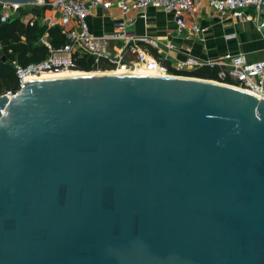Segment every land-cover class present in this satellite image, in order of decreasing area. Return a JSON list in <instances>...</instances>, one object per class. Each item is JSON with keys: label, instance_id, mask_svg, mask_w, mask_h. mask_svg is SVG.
<instances>
[{"label": "water", "instance_id": "water-1", "mask_svg": "<svg viewBox=\"0 0 264 264\" xmlns=\"http://www.w3.org/2000/svg\"><path fill=\"white\" fill-rule=\"evenodd\" d=\"M192 77L0 94V264H264V98Z\"/></svg>", "mask_w": 264, "mask_h": 264}, {"label": "built area", "instance_id": "built-area-1", "mask_svg": "<svg viewBox=\"0 0 264 264\" xmlns=\"http://www.w3.org/2000/svg\"><path fill=\"white\" fill-rule=\"evenodd\" d=\"M201 1H206L222 21L237 24L259 18L256 27L262 31L264 0H36L29 3L0 1V21H7L16 16L30 23L34 19H39L46 28L58 27L65 37V42L55 47L45 31L39 38L47 48V54L43 59L30 61L27 64L12 61L18 80V89L15 92L22 87L27 75L70 68L74 58L82 54L92 56L95 62L105 59L113 65V68L121 66L127 69L137 64L166 72L167 67L140 44L141 41H145L159 51H163L166 58L173 59L172 65L178 69H193L203 65L218 66V81L236 84L264 98V48L263 56L258 59H249L245 52L229 51L215 58L202 59L192 53L188 47L180 48L174 43L161 46L155 39L136 37L128 31L129 24L134 22L136 16L133 12L144 16V9L152 6L172 15L178 32L184 37L196 38L207 28L194 19L187 21L185 15L196 12ZM34 5L45 8L44 13L37 18L32 15L25 18L27 6ZM95 6L104 9L116 6L123 18L113 30L100 34L93 33L87 16ZM235 36L234 31L225 34L227 39ZM116 40H121L122 45L115 52L111 49V43ZM170 50H176L182 56L172 58Z\"/></svg>", "mask_w": 264, "mask_h": 264}, {"label": "crops", "instance_id": "crops-1", "mask_svg": "<svg viewBox=\"0 0 264 264\" xmlns=\"http://www.w3.org/2000/svg\"><path fill=\"white\" fill-rule=\"evenodd\" d=\"M44 9L39 5L30 6V9L27 8L25 18L30 15L37 18L44 13ZM143 12L144 16L133 12L136 15L134 22L128 26L129 33L136 37L155 39L161 46L174 43L180 48L188 47L192 53L202 59L215 58L227 51L233 53L245 52L249 59H258L263 56L264 33L256 27V21L259 18L255 21L239 22L237 24L222 21L217 12L206 1H201L196 12L191 15L186 14L185 18L187 21L194 19L205 26L207 30L196 38L188 39L178 32L172 15L152 6H148ZM122 18L120 10L116 6L110 9L95 6L91 8L87 21L90 30L93 33L100 34L113 30ZM231 31H234L236 36L229 39L225 38V34ZM140 44L156 58L162 56L164 59L169 60L171 64L173 63V59L166 58L163 51H159V49L154 48L145 41H141ZM121 45V40L113 41L111 49L116 52ZM169 52L173 56L172 58L182 56L176 50H170ZM156 53L158 56L155 55Z\"/></svg>", "mask_w": 264, "mask_h": 264}, {"label": "trees", "instance_id": "trees-1", "mask_svg": "<svg viewBox=\"0 0 264 264\" xmlns=\"http://www.w3.org/2000/svg\"><path fill=\"white\" fill-rule=\"evenodd\" d=\"M45 31L53 46L58 47L65 42V37L58 27L46 28L39 19H34L30 23L22 21L19 16H16L7 21H0V46L7 57L3 59L0 56V94L15 92L18 89V80L12 64L13 60L21 64H27L30 61L41 60L46 56L47 48L39 39ZM155 55L158 56L157 53ZM158 59L167 67L170 74L189 75L214 81L217 79L218 66L203 65L188 70L178 69L162 56ZM111 68H113V65L105 59L95 62L92 56L82 54L74 58L69 70L90 73L115 69Z\"/></svg>", "mask_w": 264, "mask_h": 264}, {"label": "bare ground", "instance_id": "bare-ground-1", "mask_svg": "<svg viewBox=\"0 0 264 264\" xmlns=\"http://www.w3.org/2000/svg\"><path fill=\"white\" fill-rule=\"evenodd\" d=\"M63 69H69V68H63ZM103 73H110V74L132 73V74L170 76L168 74H162V73H159V72H156V71H152V70H149L148 68H145L143 66L141 67V66L135 64V65H132L131 67H129L127 69L124 68V67L119 66V67L115 68L114 70L97 71V72H90V73H88V72H80V71H73V70H62V71H58V72L44 71V72H42L40 74L27 75L25 79H26V81H29V80L46 79V78H54V77L86 75V74H103ZM192 78H195V77H192ZM196 79H200V78H196ZM204 80H207L209 82H214V83L216 82V83L223 84V85H226V86H230V87H233V88H237V89L252 93L254 95H257L258 98H260V96L257 93H255L254 91L246 89L244 87H240V86H238L236 84L225 83V82H221V81H218V80H216V81L208 80V79H204Z\"/></svg>", "mask_w": 264, "mask_h": 264}, {"label": "rangeland", "instance_id": "rangeland-1", "mask_svg": "<svg viewBox=\"0 0 264 264\" xmlns=\"http://www.w3.org/2000/svg\"><path fill=\"white\" fill-rule=\"evenodd\" d=\"M28 9H30V6H27ZM0 56L3 58V59H6V55L2 52V49H1V46H0ZM171 57H173L171 55ZM142 67V66H141ZM146 68V67H145ZM62 70H69V69H60V70H57V71H53V72H58V71H62ZM99 70V69H98ZM114 70V69H113ZM149 70H152V71H156V72H159L157 70H153V69H149ZM188 70V69H187ZM101 71V70H100ZM106 71H109V70H106ZM97 72V71H96ZM169 71L167 70V72H164V71H161L159 73H162V74H168L170 76L174 75V73L170 74V72L168 73ZM186 76H189V75H186ZM217 80V79H216Z\"/></svg>", "mask_w": 264, "mask_h": 264}]
</instances>
